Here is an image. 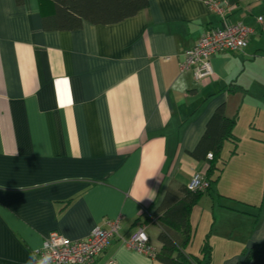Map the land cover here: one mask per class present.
I'll return each mask as SVG.
<instances>
[{
	"label": "crops",
	"instance_id": "crops-1",
	"mask_svg": "<svg viewBox=\"0 0 264 264\" xmlns=\"http://www.w3.org/2000/svg\"><path fill=\"white\" fill-rule=\"evenodd\" d=\"M219 1L227 23L253 31L244 49L218 52L213 74L196 79L180 65L222 24L209 0H150L119 21L82 19L73 29L46 26L52 0H0V264H33L51 232L81 239L117 217L120 235L145 226L160 251L158 209L168 189L207 174L210 160L192 152L222 104L236 118L233 136L191 210L184 250L200 256L209 236L212 264H236L264 241V138L248 135L250 156L239 148L241 134L264 132V0ZM210 208L214 243L197 215ZM195 237L198 252L189 250ZM226 238L234 243L221 247ZM111 260L161 264L120 236L94 264Z\"/></svg>",
	"mask_w": 264,
	"mask_h": 264
},
{
	"label": "trees",
	"instance_id": "trees-1",
	"mask_svg": "<svg viewBox=\"0 0 264 264\" xmlns=\"http://www.w3.org/2000/svg\"><path fill=\"white\" fill-rule=\"evenodd\" d=\"M54 14L46 18V26L54 29H73L81 25L82 19L95 23H110L134 15L146 7L150 0H52ZM236 118L225 113V105L219 106L208 122V127L192 152L196 157H207L213 153L206 178L209 186L205 189H190L184 185L167 190L158 209V223L162 227L159 240L162 243L155 259L161 264H212V244L209 236L204 240L201 255H189L184 248L191 239L190 213L202 195L211 189L215 169L223 142L233 136L232 129ZM236 264H264V241L245 249L243 257Z\"/></svg>",
	"mask_w": 264,
	"mask_h": 264
},
{
	"label": "built area",
	"instance_id": "built-area-1",
	"mask_svg": "<svg viewBox=\"0 0 264 264\" xmlns=\"http://www.w3.org/2000/svg\"><path fill=\"white\" fill-rule=\"evenodd\" d=\"M212 9L223 18L222 24L208 28L198 42L187 49L181 62V70H190L196 79H203L214 72L212 58L221 51H238L244 49L252 33V28L243 22L227 23L225 9L219 0H209ZM264 23V16L258 17ZM207 157L213 158L208 152ZM206 175L196 174L188 184L190 189H205L209 186ZM157 219H155L156 221ZM121 218L106 220L93 228L90 234L81 239H72L56 231L51 232L37 250L35 261L45 254L51 256V264H94L109 245L111 240L120 236L122 242L131 249L156 257L158 250L150 244L145 226L140 227L129 238L120 235ZM109 264H115L111 260Z\"/></svg>",
	"mask_w": 264,
	"mask_h": 264
},
{
	"label": "rangeland",
	"instance_id": "rangeland-1",
	"mask_svg": "<svg viewBox=\"0 0 264 264\" xmlns=\"http://www.w3.org/2000/svg\"><path fill=\"white\" fill-rule=\"evenodd\" d=\"M241 135H242L243 138H241V142L239 144L240 152H241V154H245V155H248V156H250L253 153V151H254V150H249V147H246V143H247V140H248V135H252V136L255 135L256 137L264 138V132H260V131H255L254 133H250V134H249V132H247V134L244 133V134H241ZM230 144H232V143L230 142ZM219 159H220V163H221L222 162V157L219 158ZM218 162H219V160H218ZM237 167H240V166H237ZM261 175H262V178H260V179H261V183H262V185L264 187V160H263V162H261ZM206 198H207V196L202 199V201L198 204L197 208H200V206L201 207L203 206ZM197 215H199V217L201 219L200 232H202V229L204 231H206V233L209 232L210 233V237H211V239H212V241L214 243L215 240H214L213 234L218 229V221L216 220L214 214L212 213V209L211 208L210 209H206L204 212L199 210V211H197ZM223 220L224 221H222V223H224V230L221 229L220 232L223 233V234H227L228 233L227 238H230L229 234L231 235L232 230L229 229L227 218H224ZM214 222H215V225H214ZM227 238L226 239H221V240L219 239L220 240L219 243H221V247H225L227 244L228 245H232L234 243L232 241H229ZM198 249H199V241H198V237L197 238L195 237L194 245H191L189 250L192 251V252L193 251L194 252H198Z\"/></svg>",
	"mask_w": 264,
	"mask_h": 264
},
{
	"label": "clouds",
	"instance_id": "clouds-1",
	"mask_svg": "<svg viewBox=\"0 0 264 264\" xmlns=\"http://www.w3.org/2000/svg\"><path fill=\"white\" fill-rule=\"evenodd\" d=\"M35 254L32 255L30 258V261H35ZM36 264H51V256L48 254H45L43 258H41L39 261H36Z\"/></svg>",
	"mask_w": 264,
	"mask_h": 264
}]
</instances>
